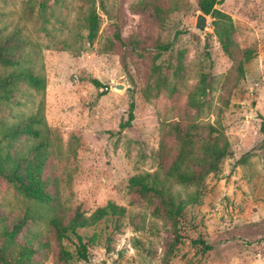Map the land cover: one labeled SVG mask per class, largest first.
Instances as JSON below:
<instances>
[{
  "label": "rangeland",
  "instance_id": "rangeland-1",
  "mask_svg": "<svg viewBox=\"0 0 264 264\" xmlns=\"http://www.w3.org/2000/svg\"><path fill=\"white\" fill-rule=\"evenodd\" d=\"M41 1L0 0L8 30L18 25L40 44L36 67L45 77L42 94L24 89L18 95L21 103L6 106L0 118L15 122L34 112L42 100L52 150L44 175L54 180L51 188L60 201L71 211L79 208L87 214L112 201L125 206L127 215L122 227L111 232L110 249L104 247L105 237L89 244L88 261L77 258L74 239L59 244L50 234L49 246L32 264H264V0H222L216 5L231 17L238 47L251 48L253 57L244 64V77L232 89L221 116L231 153L205 177L200 202L185 208L179 225L182 238L167 262L163 253L168 233L151 215V207L133 201L128 179L158 167L162 125L186 118L187 92L202 74L213 76L211 96L213 104L217 102L233 62L213 32L212 18L206 15L202 31L195 28L197 0H104L109 15L96 0L100 26L89 43L83 26L87 0H48L46 21ZM154 4L167 10L162 26L154 18ZM157 40L170 47L157 59L164 67L183 52V76L174 95L166 90L145 95ZM111 42L115 48L107 51ZM167 72L170 76L171 70ZM131 102L134 119L120 129ZM214 118L211 110L198 120ZM165 140L172 143L170 136ZM29 144L19 142L13 149L24 150ZM173 155L171 151L166 160ZM26 204L28 200L0 178V212L13 216ZM33 230L44 232L45 226L37 224ZM61 246L72 254L67 262L59 258Z\"/></svg>",
  "mask_w": 264,
  "mask_h": 264
},
{
  "label": "trees",
  "instance_id": "trees-1",
  "mask_svg": "<svg viewBox=\"0 0 264 264\" xmlns=\"http://www.w3.org/2000/svg\"><path fill=\"white\" fill-rule=\"evenodd\" d=\"M48 0L39 3L40 13L46 21L45 10ZM222 0H197L198 9L212 18V28L223 52L232 60V66L221 82V91L217 102L213 104L212 91L214 78L202 74L196 84L187 92L186 118L164 122L160 140L161 161L153 171L133 174L128 179V189L134 196V202L151 207V215L162 221L168 233L163 259L165 262L174 254L182 234L180 221L188 205L200 202L202 184L205 177L216 172L223 159L230 155V142L225 133L221 116L230 104L232 89L244 77V64L253 57L251 48L240 49L235 42V26L231 17L216 7ZM96 0H87L83 17L86 30L85 38L91 43L98 34L100 16L96 10ZM101 10L109 15L104 0H99ZM158 25L162 26L167 15L160 4L152 6ZM0 10V113L6 106L20 104L18 95L24 89L31 88L38 93L45 89V77L36 67L40 58V44L30 40L15 25L8 30V24ZM116 38L121 41L118 32ZM158 52L153 56L150 66V83L145 95H155L166 90L169 95L179 92L182 79L183 52L176 56L177 61L164 67L157 62L163 51L170 49L169 44L156 41ZM113 51L111 42L105 46ZM171 70L170 76L167 71ZM95 84H99L94 79ZM133 102L129 105L127 118L119 124L120 129L129 127L134 119ZM214 113V120L200 119L204 113ZM43 102L40 100L34 112L21 116L12 123L4 117L0 119V178H3L16 192L28 200L22 211L10 216L0 212V264H32L34 256L50 244L51 234L59 244L64 239L75 244L77 258L88 261V247L91 243H100L104 238V247L110 249L109 240L112 231H118L127 215L125 206L108 201L92 212L86 213L79 208L71 211L60 201L54 180L44 175V167L52 152L48 127L43 117ZM185 118V119H184ZM264 130V118L260 132ZM170 136L172 143L165 140ZM25 149H13L15 144L29 142ZM174 152L167 161V156ZM180 186L182 190L178 189ZM104 222V226L90 235L85 231ZM37 224H43L45 231L33 230ZM143 221L139 225L141 229ZM198 243L204 244L203 239ZM205 245V244H204ZM59 258L67 262L72 254L61 246Z\"/></svg>",
  "mask_w": 264,
  "mask_h": 264
},
{
  "label": "water",
  "instance_id": "water-1",
  "mask_svg": "<svg viewBox=\"0 0 264 264\" xmlns=\"http://www.w3.org/2000/svg\"><path fill=\"white\" fill-rule=\"evenodd\" d=\"M207 24L206 14L202 13L201 11L197 14L195 28L199 31H202ZM121 84L117 85V88H121Z\"/></svg>",
  "mask_w": 264,
  "mask_h": 264
}]
</instances>
